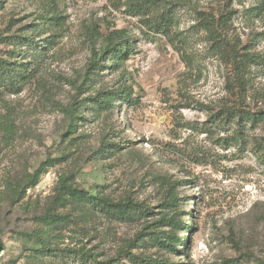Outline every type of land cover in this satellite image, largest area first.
<instances>
[{
  "label": "rangeland",
  "instance_id": "1",
  "mask_svg": "<svg viewBox=\"0 0 264 264\" xmlns=\"http://www.w3.org/2000/svg\"><path fill=\"white\" fill-rule=\"evenodd\" d=\"M0 59V264H264V0H0Z\"/></svg>",
  "mask_w": 264,
  "mask_h": 264
},
{
  "label": "trees",
  "instance_id": "2",
  "mask_svg": "<svg viewBox=\"0 0 264 264\" xmlns=\"http://www.w3.org/2000/svg\"><path fill=\"white\" fill-rule=\"evenodd\" d=\"M163 22V21H162ZM12 62L0 59V70L7 66H11ZM13 87L17 86V83L12 84ZM255 121L257 120H264V111H260L257 113H254L251 115ZM262 153H261V158L264 160V144L262 145ZM42 171H36L34 174V179L31 185H35L41 175ZM66 193L70 192L73 195L79 196L80 198H85L94 208L98 210H105L107 213L110 214H117L121 216L122 218H125L127 216H132L133 214H138L140 216H149L153 214V206L148 205L143 202H137L132 199H126L123 201H118V202H113L108 198L105 197H100L98 195H94L91 192L84 191L82 189H79L77 187H72V186H67L65 187ZM167 225L171 227V232L170 233H165V238L162 239L160 237H157V241H161L164 245L167 247L171 248L172 251H179L178 246V230L184 226L183 221L176 217V213L173 215L169 216L167 219ZM193 226H189L187 229L189 232L193 231L192 228ZM187 238L184 239V246L189 243V240H186ZM51 243L48 239H41V250L46 252L50 251L51 249ZM128 254L131 256V263L132 264H176V263H170L167 261H164L163 259L159 257H145L142 253L134 254L132 252H128ZM239 259L234 258V259H229L227 260V264H238ZM99 264H113V262L109 263H99ZM181 264V263H180Z\"/></svg>",
  "mask_w": 264,
  "mask_h": 264
}]
</instances>
